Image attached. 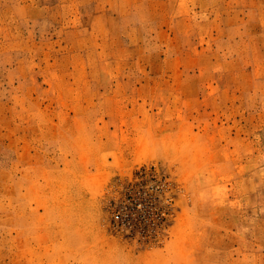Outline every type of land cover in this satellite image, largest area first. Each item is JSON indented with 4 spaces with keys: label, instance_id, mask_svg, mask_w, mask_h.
Masks as SVG:
<instances>
[{
    "label": "rangeland",
    "instance_id": "374dc122",
    "mask_svg": "<svg viewBox=\"0 0 264 264\" xmlns=\"http://www.w3.org/2000/svg\"><path fill=\"white\" fill-rule=\"evenodd\" d=\"M0 264H264V0H0Z\"/></svg>",
    "mask_w": 264,
    "mask_h": 264
}]
</instances>
